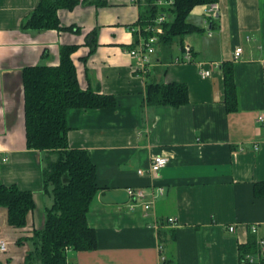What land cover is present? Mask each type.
<instances>
[{
  "label": "crops",
  "instance_id": "1",
  "mask_svg": "<svg viewBox=\"0 0 264 264\" xmlns=\"http://www.w3.org/2000/svg\"><path fill=\"white\" fill-rule=\"evenodd\" d=\"M38 2L0 0V182L32 191L36 203L23 227L11 225L0 207V238L8 245L0 251V264L24 262L31 248L25 239L43 227L53 203L43 182L47 152L27 146L23 72L59 65L62 47L72 44L78 46L72 58L80 87L116 102L68 110L69 144L88 151L98 185L88 212L97 248L69 250V261L160 264L163 254L168 264H241V246L257 243L250 226L258 224L264 237V126L258 121L264 114V0H218L215 12L208 4L195 6L188 21L200 30L159 41L145 75L134 72L129 53L145 1L81 0L60 11L62 25L73 29L25 28ZM94 30L97 46L91 53L86 39ZM184 45L192 47V61L182 59ZM238 46L243 53L236 58ZM227 62L237 95L231 111ZM202 69L211 74L203 77ZM149 82L185 83L189 100L151 104ZM155 154L170 161L151 174ZM157 186L164 194L148 210L127 190Z\"/></svg>",
  "mask_w": 264,
  "mask_h": 264
},
{
  "label": "trees",
  "instance_id": "2",
  "mask_svg": "<svg viewBox=\"0 0 264 264\" xmlns=\"http://www.w3.org/2000/svg\"><path fill=\"white\" fill-rule=\"evenodd\" d=\"M81 0H39L25 28L73 29L63 26L60 11L73 9ZM107 0H96L104 4ZM218 0H174L172 5H160L158 0H145L147 9L139 20L147 25L160 13H167L162 42H172L178 36L200 30L188 21L192 9ZM79 30V29H77ZM97 30L87 35L92 53L97 46ZM136 35V33H135ZM77 44L61 49L56 66L38 65L24 69L25 125L28 148L47 152L43 170L46 191L53 203L46 208L43 227L26 237L31 248L22 264H75L68 259L69 250L97 248L95 229L88 222V212L98 191L97 167L86 149L71 147L68 141V110L115 105V97L102 95L80 87L72 53ZM226 104L229 111L237 108L236 83L230 63L223 64ZM147 99L151 104L180 106L189 100L188 86L182 82L147 84ZM36 206L30 190L17 184L0 182V207L8 211V222L16 227L27 224V216ZM21 242V240H19ZM258 244L252 239L241 246V258L246 252L255 253Z\"/></svg>",
  "mask_w": 264,
  "mask_h": 264
},
{
  "label": "built area",
  "instance_id": "3",
  "mask_svg": "<svg viewBox=\"0 0 264 264\" xmlns=\"http://www.w3.org/2000/svg\"><path fill=\"white\" fill-rule=\"evenodd\" d=\"M135 2L145 1V0H134ZM158 4L172 5L174 0H158ZM209 11H217L219 6L216 2L208 3ZM167 13H160L153 22H149L147 25H142L139 23L136 27L133 28L134 33H136L137 39L133 47L129 49L130 55L134 58V72L137 75H145L152 64L153 55L156 52L157 45L160 41L161 34L164 33V22L168 20ZM243 53V47L238 46L235 50V57H239ZM183 60L192 61L193 53L192 47L190 45H184L183 47ZM203 77H206L211 74V70L201 71ZM258 121L264 126V114L258 116ZM255 148H258V145L255 144ZM170 159L164 154H155L152 157L151 165L147 171L151 174H158L161 168L166 166L169 163ZM140 174L144 173L143 169H139ZM129 195L135 200H139L144 204L146 210L153 207L154 200L159 196L164 194L163 186L157 187H128L127 188ZM170 222L175 223V218L170 217L168 219ZM230 231H235V226H229ZM250 230L255 233L257 237L258 251L256 253L246 252L242 257L241 264H264V237H260L259 234V225L252 224ZM8 245L6 240L0 238V251H6ZM160 264H168L166 256L162 254Z\"/></svg>",
  "mask_w": 264,
  "mask_h": 264
},
{
  "label": "rangeland",
  "instance_id": "4",
  "mask_svg": "<svg viewBox=\"0 0 264 264\" xmlns=\"http://www.w3.org/2000/svg\"><path fill=\"white\" fill-rule=\"evenodd\" d=\"M27 242H29V241H27Z\"/></svg>",
  "mask_w": 264,
  "mask_h": 264
}]
</instances>
